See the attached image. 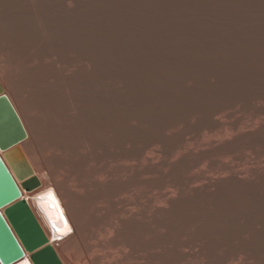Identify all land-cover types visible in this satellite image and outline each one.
Here are the masks:
<instances>
[{
  "label": "bare ground",
  "instance_id": "obj_1",
  "mask_svg": "<svg viewBox=\"0 0 264 264\" xmlns=\"http://www.w3.org/2000/svg\"><path fill=\"white\" fill-rule=\"evenodd\" d=\"M24 1L0 0V84L40 186L24 189L4 150L0 157L62 264H264V83L229 100L207 92L203 108L165 114L146 109L147 93L130 82L145 57L139 45L168 56L162 36L185 26L215 37L235 25L261 31L254 13L264 0H193L206 22L162 15L155 0ZM76 4L90 11L76 14ZM234 102L249 116H215ZM247 148L257 152L252 166L223 160L219 174L192 171ZM52 194L67 225L56 234L40 211ZM24 251L12 264H33Z\"/></svg>",
  "mask_w": 264,
  "mask_h": 264
},
{
  "label": "rangeland",
  "instance_id": "obj_2",
  "mask_svg": "<svg viewBox=\"0 0 264 264\" xmlns=\"http://www.w3.org/2000/svg\"><path fill=\"white\" fill-rule=\"evenodd\" d=\"M25 1L21 3L24 9L33 7H31V3L34 5L33 2L29 0ZM105 1L112 2V0ZM152 4L160 8L162 15L180 19L188 13L200 21L206 22L207 15H204L199 11L198 5H196L193 0H155V3H153V1L150 2V5ZM77 6L78 5L76 4V14L81 12V14L84 15L87 11H90L86 6L83 7V9L78 6L80 10L77 9ZM238 11L251 15L245 7L239 9ZM127 15L131 16V14L128 13ZM254 15L259 20L263 19L262 24H264V12H256ZM124 17H126V14H124ZM120 18H123V15L118 17V19ZM123 24L127 25V22L125 21ZM229 27L230 28L225 30V34H222L223 36L221 35V37H215V34L212 36L207 34L206 31L196 30L189 26H185L182 32H175L176 36L173 37L174 39L169 38L165 34L162 36L161 42L164 47L168 49L167 51L170 52L168 56L165 53L153 52L149 48H146V46L142 47L137 45L138 49L145 54V57L141 62L142 69H139L140 66L136 65V71L134 72L130 82L132 86H135V91H133L134 93H137L138 91L143 93L145 92L144 94L147 93V99L141 98L145 108H154L165 114H173L175 110L192 107L199 110L203 108V103H201L203 102V95L208 94L209 92L210 94L208 95H212L214 99L222 97L229 100L234 96L237 97L242 95L243 97H247V95H250L251 93V88H253L252 86L264 83V28L260 31L248 26L235 25L233 27ZM133 30L138 33L140 32V29ZM134 46L136 45L134 44ZM213 49H215V51ZM172 51H175V53H171ZM201 52H203V54L205 52L207 53H205L204 56ZM78 58L76 56V68L78 67V64H83L81 58ZM170 61L172 62L171 64L169 63ZM153 84H158L159 86L160 91L157 96H154L151 92H147L148 86L150 87ZM162 94H164V96L159 97ZM230 105L231 108L225 110L226 113H217L215 116L217 117L219 115L220 118L222 116L223 119L225 116L226 120L229 121H235V119H237L236 116H239V114L244 117L249 116V109L245 106L242 107L241 103L239 105V103L234 102ZM244 113L247 115H244ZM233 115H236L235 118ZM192 122H194V120ZM248 149H250V151ZM256 153L257 152L254 148H247L244 149L243 152L230 153L222 156L221 158L218 157L215 160L216 162L212 161L213 163L208 160H201L192 169V171H204L206 173H210L212 171L213 173L211 172L210 174H215L217 171L219 174L220 170L218 169V164L223 160L228 162L230 161L238 165L240 168H243L244 164V167H249L252 166L250 164L254 162ZM167 189L168 188L165 187L163 189L165 190L164 192L170 191Z\"/></svg>",
  "mask_w": 264,
  "mask_h": 264
},
{
  "label": "water",
  "instance_id": "obj_3",
  "mask_svg": "<svg viewBox=\"0 0 264 264\" xmlns=\"http://www.w3.org/2000/svg\"><path fill=\"white\" fill-rule=\"evenodd\" d=\"M25 137L24 126L0 84V150H4L16 177L22 180L21 186L31 191L40 186V181L18 146ZM13 153L19 156L18 165L11 158ZM47 240L0 157V264H12L22 259L24 249L30 252L33 264H62Z\"/></svg>",
  "mask_w": 264,
  "mask_h": 264
},
{
  "label": "snow or ice",
  "instance_id": "obj_4",
  "mask_svg": "<svg viewBox=\"0 0 264 264\" xmlns=\"http://www.w3.org/2000/svg\"><path fill=\"white\" fill-rule=\"evenodd\" d=\"M65 227H67V225H65Z\"/></svg>",
  "mask_w": 264,
  "mask_h": 264
}]
</instances>
